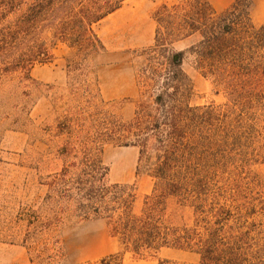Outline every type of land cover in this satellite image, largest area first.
Returning <instances> with one entry per match:
<instances>
[{
  "label": "trees",
  "instance_id": "obj_1",
  "mask_svg": "<svg viewBox=\"0 0 264 264\" xmlns=\"http://www.w3.org/2000/svg\"><path fill=\"white\" fill-rule=\"evenodd\" d=\"M124 1L0 0V79L28 76L33 65L50 61L58 42L83 53L104 49L93 26ZM250 6L162 2L152 12L153 41L142 50L132 117L109 120L104 133L97 123L57 130L76 137L60 149L71 159L59 170L60 184L74 172L58 198L83 218L105 219L121 253L181 249L198 254L195 264H257L264 256V180L251 168L264 162V21L253 23ZM187 56L223 101L191 103ZM99 139L137 148V169L152 179L138 209L134 184L105 183ZM171 203L190 213L188 222L173 220Z\"/></svg>",
  "mask_w": 264,
  "mask_h": 264
},
{
  "label": "rangeland",
  "instance_id": "obj_2",
  "mask_svg": "<svg viewBox=\"0 0 264 264\" xmlns=\"http://www.w3.org/2000/svg\"><path fill=\"white\" fill-rule=\"evenodd\" d=\"M175 0H126L120 8L94 24L104 49L83 53L58 42L50 47L52 58L36 63L29 75L14 73L0 79V240L22 244L29 264H157L167 259L195 264L198 254L162 248L143 257L122 248L103 218H83L73 204L58 198L66 192L69 176L60 184L58 173L65 158L60 149L76 137L58 129H85L97 123L108 131L109 120L126 121L140 98L136 74L144 62L143 49L153 41V10ZM216 10L231 0H208ZM255 25L264 21V0H251ZM48 37V34H47ZM178 43L177 47H182ZM183 69L193 84L192 104L223 101L211 79L202 76L187 56ZM97 77V83L95 81ZM105 183L134 184L135 210L152 186L143 167L137 169L138 150L99 139ZM68 163V162H67ZM264 180V162L251 166ZM47 194V196H46ZM175 222H188L190 213L170 204ZM102 258L108 262L100 263ZM264 264V256L257 260Z\"/></svg>",
  "mask_w": 264,
  "mask_h": 264
},
{
  "label": "crops",
  "instance_id": "obj_3",
  "mask_svg": "<svg viewBox=\"0 0 264 264\" xmlns=\"http://www.w3.org/2000/svg\"><path fill=\"white\" fill-rule=\"evenodd\" d=\"M0 264H29L28 250L22 244L0 240Z\"/></svg>",
  "mask_w": 264,
  "mask_h": 264
}]
</instances>
